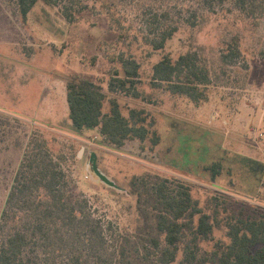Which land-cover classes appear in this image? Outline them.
I'll use <instances>...</instances> for the list:
<instances>
[{
    "label": "rangeland",
    "instance_id": "rangeland-1",
    "mask_svg": "<svg viewBox=\"0 0 264 264\" xmlns=\"http://www.w3.org/2000/svg\"><path fill=\"white\" fill-rule=\"evenodd\" d=\"M66 6H73V22L63 15ZM226 6L215 12L200 0H62L56 7L39 2L25 22L15 2L0 0V219L31 140L46 142L69 194L89 201L113 242L139 226L129 189L132 178L146 174L189 186L200 207L218 212L213 238L200 244L205 251L230 242L229 217L264 213V15L247 18ZM152 7L168 10L169 22L179 25L164 50L146 43ZM235 35L243 57L227 63L223 51ZM188 52L212 78L208 99L198 104L153 83L154 65L165 55L177 60ZM121 57L140 65L130 94L109 89L116 73L125 76ZM73 74L101 86L105 113L112 99L126 117L144 111L148 139L118 147L98 129L78 130L66 97ZM93 154L114 186L92 168ZM216 161L224 169L213 179L205 167Z\"/></svg>",
    "mask_w": 264,
    "mask_h": 264
},
{
    "label": "trees",
    "instance_id": "trees-1",
    "mask_svg": "<svg viewBox=\"0 0 264 264\" xmlns=\"http://www.w3.org/2000/svg\"><path fill=\"white\" fill-rule=\"evenodd\" d=\"M12 1L26 22L39 2L56 7L62 0ZM200 1L215 12L229 5V12L235 10L247 18L264 15V0ZM72 9L66 6L63 12L69 22L76 19ZM161 10L152 7L147 20L150 36L146 43L155 51L164 50L179 30L177 23L169 22L168 10ZM191 21L192 26L198 24ZM223 56L227 63L243 57L238 35L226 43ZM121 61L125 76L116 73L109 89L130 94L138 83L140 65L123 57ZM153 81L198 104L208 99L212 78L199 56L188 52L177 60L165 55L154 65ZM66 88L69 118L78 130L98 129L110 145L118 147L129 140L145 141L151 135L144 111L131 110L126 117L119 102L112 99L111 109L105 113L107 96L91 77L73 74ZM133 95L139 97L137 92ZM153 135L156 145L160 138L156 132ZM205 169L216 179L224 168L216 161ZM67 186L65 173L46 142L31 140L1 214L0 264H264V213L241 212L229 217L230 242H217L212 251H205L200 244L213 238L215 227L220 225L218 212L208 213L200 207L189 186L146 174L132 178L129 189L136 197L139 226L134 232L118 234L113 242L89 201L74 199Z\"/></svg>",
    "mask_w": 264,
    "mask_h": 264
},
{
    "label": "water",
    "instance_id": "water-1",
    "mask_svg": "<svg viewBox=\"0 0 264 264\" xmlns=\"http://www.w3.org/2000/svg\"><path fill=\"white\" fill-rule=\"evenodd\" d=\"M91 162H92V168L95 170V172L97 173V175L99 176V178H101L104 182H106L108 185L110 186H114V183L112 181H110L107 176H105L99 169L97 166V161H96V155L93 154L92 158H91ZM116 187V186H115Z\"/></svg>",
    "mask_w": 264,
    "mask_h": 264
},
{
    "label": "crops",
    "instance_id": "crops-1",
    "mask_svg": "<svg viewBox=\"0 0 264 264\" xmlns=\"http://www.w3.org/2000/svg\"><path fill=\"white\" fill-rule=\"evenodd\" d=\"M66 92H67V88H66ZM66 97H67V94H66ZM68 109H69V107H68Z\"/></svg>",
    "mask_w": 264,
    "mask_h": 264
}]
</instances>
